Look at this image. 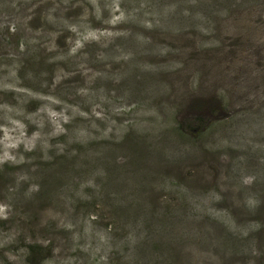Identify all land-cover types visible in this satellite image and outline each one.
<instances>
[{"label":"rangeland","instance_id":"rangeland-1","mask_svg":"<svg viewBox=\"0 0 264 264\" xmlns=\"http://www.w3.org/2000/svg\"><path fill=\"white\" fill-rule=\"evenodd\" d=\"M245 1L0 0V264H137L113 210L139 200L187 208L166 264H264V0ZM231 4L254 29L219 44L200 29ZM193 98L223 107L201 138Z\"/></svg>","mask_w":264,"mask_h":264},{"label":"trees","instance_id":"trees-1","mask_svg":"<svg viewBox=\"0 0 264 264\" xmlns=\"http://www.w3.org/2000/svg\"><path fill=\"white\" fill-rule=\"evenodd\" d=\"M245 2L248 3V0H246ZM246 3H243V5H247ZM242 7H243L242 9H234L233 5L231 4V6L228 9H226L225 15H227L226 16L227 18L225 19L226 22H224V24H221V22L217 23L214 20L213 21L210 20L211 22L206 27H202L200 31L206 34L217 35L219 38L218 39L219 44H221V38H222L221 31L224 29L225 31L226 29H230L226 25L228 21L232 20L238 23L237 25L232 27V29L235 30L237 34H240L248 29H250V32H252L254 28L248 27L246 25V23L250 21V18L252 16V10H250V6L249 7L242 6ZM198 83H199V87L200 85L201 86L203 85L202 83L200 84V79L198 80ZM194 99L195 98H193V100L190 101V106L186 108L184 112L186 113L187 116L189 115L191 118L195 119L192 124L197 123L198 126L193 129L194 131H196V133H194L193 135L195 138H201L202 136L205 135V133L209 132L212 126H214L215 121H213L212 119L215 117V114L221 115L223 111V107L220 102L213 103L214 100L212 99L210 101L209 100L206 101L202 99L200 101H197L198 99L197 100ZM183 124L184 121L182 122V125ZM161 137L164 138L165 135ZM149 152L151 151L149 150L148 153H146V155H149ZM145 165L143 166L140 164L139 167H137V169L145 172L148 167ZM119 169L121 170V168ZM120 170L118 174L121 173ZM111 174H112L111 171L107 168L106 176L108 177V179L113 177L115 179L116 174L114 176H112ZM138 177L141 178V176ZM145 178H147V176ZM144 181H147V179H144ZM107 185L108 183H106L104 186ZM165 186L168 187L167 184H165ZM119 187L121 188L120 190H124V188H126L125 185ZM147 187L148 184L142 181V184H138V186L134 189L136 191L135 192L132 191V192L138 193L140 196H143V193H145ZM186 195H187V190H185V196L183 197L184 202H187L188 200L187 199L188 196ZM141 201L139 200V201L129 202L126 206L120 205L119 207L118 205L113 210L116 216L115 226L117 227V225L119 226L121 225L124 226L126 229L132 228V231H134L133 237L131 238L132 239L131 242L133 244V246H131L132 247L131 255L135 263L143 264L142 261L144 260V251L142 250L144 249L145 245L148 242L153 241L152 244H150V248L153 252L152 253L153 259L155 260L156 264H166L167 260L163 258V252L166 251L165 249H163L164 239L166 236L169 237L173 232L178 231L179 226H183V227L179 228V232L177 233H179L183 237H186L188 235L190 227L188 226V223L187 225L186 223H184L185 217L187 216L186 215L187 208H184L182 206V207H177L176 209L170 208V211L167 209L162 211L156 205L147 208L146 204L143 205ZM132 213L136 214V216L139 218L133 219V217L131 216ZM116 227L111 230L113 232L118 230ZM158 232H159V237H157ZM154 234L157 237V239L153 240ZM131 242H125V245L122 248V250L124 249V254H129V245H131Z\"/></svg>","mask_w":264,"mask_h":264}]
</instances>
